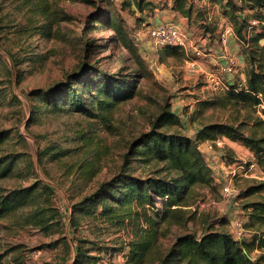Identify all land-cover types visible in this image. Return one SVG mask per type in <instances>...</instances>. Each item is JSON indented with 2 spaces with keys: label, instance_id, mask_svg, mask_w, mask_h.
<instances>
[{
  "label": "rangeland",
  "instance_id": "rangeland-1",
  "mask_svg": "<svg viewBox=\"0 0 264 264\" xmlns=\"http://www.w3.org/2000/svg\"><path fill=\"white\" fill-rule=\"evenodd\" d=\"M173 1L142 0L146 6L141 11L136 0H93L94 4L80 0H0V86L19 100L0 103V132H10V136L18 132L26 143L16 142L11 136L1 147L2 153L31 152L33 160H36L39 149L54 144L68 150L66 156L56 161L44 156L37 168L38 177L32 180L40 179L54 187V204L61 215L59 225L49 233L31 229L24 225L22 219L26 208L0 220V256L4 257L5 263L71 264V258L66 263L62 261L66 256L63 243L47 247L65 236L73 248L69 214L65 210L118 174L128 144L140 134L148 133L163 110L173 113L178 121L167 124L160 132L194 139L202 127L221 124L237 127L245 136L264 137L262 106L242 108L227 103L223 97L227 84L244 85L246 78L243 41L236 35L231 18L236 14L238 18L248 19L246 31L242 32V37L248 40L253 33L248 26L258 25L251 19L253 12L240 0H232L237 7L243 6L240 12H234L222 0H184V8H191L190 18L180 14V22L174 24L164 22L160 15V23L154 25L150 19L158 14L155 10H171ZM99 11L102 14L94 20ZM163 16L165 20L169 19L166 14ZM170 24L186 39V49L177 58L160 57L158 52L164 46L157 47L151 39L153 28ZM39 27L47 28L48 35L39 36L36 33ZM118 27L125 43L117 38L115 30ZM22 29L33 32L20 33L24 37L21 36L23 40L19 43L15 37ZM226 30L229 33L222 44L221 34ZM230 35L233 44L228 46L226 42ZM259 45H264V40ZM26 50L29 56L36 50L38 56L34 60L23 59V76L17 84L13 76L18 70L13 68L8 53L22 55ZM196 50L200 52L199 56L194 53ZM83 64L110 74L120 71L128 85L135 81L138 71L144 77L139 79L135 95L114 105L105 114L104 121L87 118L76 110L58 114L43 112L28 126L31 106L36 103L31 92H47L51 87L69 82V77ZM7 67L12 69V81L9 77L8 81L2 77ZM224 67L231 69L226 78H223ZM93 90L86 95L89 99L87 105L95 94ZM204 101H213L214 104L200 105ZM81 134L90 137L87 143H83L84 140L73 141ZM216 139L221 141V146L214 145L212 142L215 140L197 143L212 170L215 189H196L188 199V206L177 213L181 216L180 221L158 223L156 244L143 264H155L156 257L165 253L175 238L182 234L200 237L208 230H223L236 241H249L255 232L260 231L256 225L244 227L250 211L243 206L260 200L258 194L245 196L244 192L256 182L264 181V170L255 164L253 152L241 143L223 135ZM142 158L131 160L129 165L133 174L145 177L157 167L147 165ZM251 162L255 165L248 169ZM21 167L19 163L10 177L0 180L2 193L27 184L20 183L18 178ZM223 186L234 188L237 195L226 199L222 193ZM160 205L158 203L157 206ZM145 213L151 218L154 216L148 207L133 206L131 215L120 227L91 223L80 226L82 238L110 249L124 247L123 253L112 251L104 254L92 249L90 254L98 258L97 264H131L124 255L127 253L126 245L147 230ZM261 253L255 249L249 253V258L256 260Z\"/></svg>",
  "mask_w": 264,
  "mask_h": 264
},
{
  "label": "trees",
  "instance_id": "trees-1",
  "mask_svg": "<svg viewBox=\"0 0 264 264\" xmlns=\"http://www.w3.org/2000/svg\"><path fill=\"white\" fill-rule=\"evenodd\" d=\"M82 3L94 4L93 0H80ZM139 10H143L146 4L142 0H136ZM220 1V0H214ZM233 8L234 12L243 10V6L237 7L232 0H222ZM252 11L251 19L258 22L257 26H248L253 30L251 37L245 40L242 32L246 31L247 20L245 17L232 16L236 35L242 39L245 59V84H227L228 89L223 96L227 103L239 105L242 108H256L264 115V45L259 43L264 40V0H240ZM171 10L178 12L183 17L190 18L191 8H184V0H174ZM102 12L95 14L96 20ZM105 24H108L104 20ZM21 29V28H20ZM38 35H48L47 28H36ZM30 29H22L16 34V41L23 40V35L28 34ZM33 31H31L32 33ZM117 38L124 42V35L120 27L115 30ZM22 36V37H21ZM126 45V44H125ZM18 46V45H17ZM33 45L30 46L32 48ZM99 47V46H98ZM34 51V50H33ZM36 51V50H35ZM28 54V50L22 55L17 52H9L13 68L18 73L13 78L16 83L22 79L23 59L34 60L38 55ZM160 57L177 58L183 55V50L177 46L166 45L159 50ZM25 57V58H23ZM137 63V62H136ZM140 65V61H138ZM142 67V66H141ZM3 79L12 81V69L5 68ZM144 74L137 72V78L130 85L126 78L120 74H110L92 68L88 64L69 77V82L51 87L47 92H31V97L36 103L31 106L28 118V126L37 121L41 113L58 114L60 112H80L87 118H98L104 121L105 114L111 108L135 95V87ZM2 85V84H0ZM94 88L93 98L90 105L86 95ZM92 91V92H93ZM18 102V98L5 88L0 86V103ZM16 101V102H15ZM213 101H204L202 106H212ZM173 113L163 110L155 118L152 129L128 144L127 152L123 155L122 166L113 178L108 182H102L98 188L88 196L81 197L71 204L68 211V225L72 229L71 242L73 248L67 243L65 236L58 238L47 247H55L60 243L65 246V254L62 261L66 263L71 258V264H97L98 258L90 254L92 249L104 254L110 252H122L123 248L102 247L98 243L82 238L79 234L80 226L86 224L106 225L110 228L120 227L126 217H129L133 206L148 207L152 210V218L145 213L146 229L135 240L127 245V262L131 264H143L149 258L156 244V226L159 222H172L181 220L182 207L188 206L189 198L196 189H215L216 184L212 170L206 163L202 152L198 149V141L216 140L218 135H223L233 142H239L253 152L255 164L264 170V137L245 136L240 129L234 126L211 124L202 127L195 134L194 139L176 133H164L159 130L167 124L178 121ZM10 132H0V180L10 177L14 170L19 168L18 178L24 186L15 187L11 190L0 188V220L10 218L26 208V214L22 217L24 225L30 226L37 232L49 233L54 226L60 223V212L55 206L54 187L38 177L37 168L45 156L53 161L68 154V150L57 148L54 144L48 148L39 149L37 158L33 160L31 152H4L1 147L12 136L15 141L25 143V139L18 132L10 136ZM90 137L79 135L74 142L84 140L87 143ZM73 142V143H74ZM142 158L147 165L157 167L147 176L142 177L133 174L130 170V161ZM161 165L159 168L158 166ZM31 180V181H29ZM245 196L258 194L260 200L245 204L244 209L249 210L248 222L245 228L256 227L260 230L255 232L252 238L236 241L230 234L223 230H208L200 237L192 234H182L175 238L171 247L165 253L156 257L155 264H264V181L256 182L244 192ZM189 195V197H186ZM161 203V208H157ZM58 229V228H56ZM55 229V230H56ZM261 250V256L252 260L249 253L253 250ZM14 261V260H13ZM0 264L5 263L4 257L0 256Z\"/></svg>",
  "mask_w": 264,
  "mask_h": 264
},
{
  "label": "built area",
  "instance_id": "built-area-1",
  "mask_svg": "<svg viewBox=\"0 0 264 264\" xmlns=\"http://www.w3.org/2000/svg\"><path fill=\"white\" fill-rule=\"evenodd\" d=\"M228 30L224 31L221 34V43L223 44L226 41L227 35H228ZM151 39L153 43L157 47H162L166 45H174L177 47H180L182 50L186 49V39L185 36L173 25H164V26H158L156 28H153L151 31ZM197 56L200 55V52L196 50L194 52ZM193 65V64H192ZM224 74H227L228 72L231 71L230 67H224L223 68ZM215 85H218V83H215ZM225 88H227L225 86ZM216 146H221V141L216 139L215 141L212 142ZM211 147V146H209ZM255 164L254 162H251L248 164V169L253 167ZM222 193L223 196L228 199L235 197L237 195V190H235L232 187L228 186H223L222 187ZM159 207V206H157ZM161 208V205L160 207Z\"/></svg>",
  "mask_w": 264,
  "mask_h": 264
},
{
  "label": "crops",
  "instance_id": "crops-1",
  "mask_svg": "<svg viewBox=\"0 0 264 264\" xmlns=\"http://www.w3.org/2000/svg\"><path fill=\"white\" fill-rule=\"evenodd\" d=\"M155 11L158 14L157 15L154 14V16L152 17V19H150V21H152L154 23V25L155 24L157 25L158 23H160V21H159V19H160L159 16L160 15L162 16V19H163L164 22H167V23L173 22L174 24H178L177 22H180V17H179L180 14L178 12H175V11H172V10H169V11H166V10H162V11L155 10ZM165 14L168 16V18H169L168 20L167 19L166 20L164 19V16L163 15H165ZM155 16H157V18ZM228 37L229 38H228V41L226 42V44L228 46H231L233 44L232 42H230L232 40L231 35L228 36ZM226 75L227 74H224L223 78H226Z\"/></svg>",
  "mask_w": 264,
  "mask_h": 264
}]
</instances>
